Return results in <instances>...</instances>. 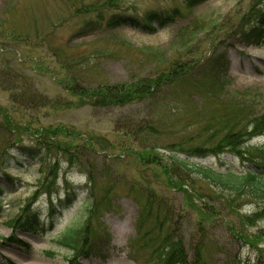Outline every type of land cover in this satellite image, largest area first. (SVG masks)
Listing matches in <instances>:
<instances>
[{"label":"rangeland","instance_id":"1","mask_svg":"<svg viewBox=\"0 0 264 264\" xmlns=\"http://www.w3.org/2000/svg\"><path fill=\"white\" fill-rule=\"evenodd\" d=\"M185 3L0 0V108L10 112L14 123L5 122L0 111V264H152L165 231L180 238L189 264H264V214L252 215L261 200L247 194L231 200L194 193L186 197L167 186L161 167L150 163V157L144 164L135 154L140 151L134 134L139 130L157 146L164 165L173 163L170 151L188 160L194 179L200 176L195 162L240 171L245 162L235 152L197 156L179 149L204 144L210 150L217 138L210 137L209 127L264 112V37L256 44L242 35L253 1L206 0L189 8ZM259 4L263 10L264 0ZM174 8L178 12L154 31L108 23L113 15H131L152 16L155 24L156 14ZM194 22L202 25L191 29ZM176 54L192 63L191 74L199 79L213 56H222L226 97L243 93L241 106L247 110L186 85L164 98L121 106L73 104L71 86L152 76ZM23 85L29 90L24 98ZM39 94L45 104L35 101ZM151 116L167 123L147 139L144 128ZM61 125L65 131L58 132L57 142L69 150L66 154L46 149L36 139L38 129ZM263 141L264 131L248 144ZM175 171H170L172 177ZM146 195L161 198L166 206L169 214L161 230L152 227V218L138 222ZM74 222L82 224L88 256L58 243L62 230Z\"/></svg>","mask_w":264,"mask_h":264},{"label":"trees","instance_id":"2","mask_svg":"<svg viewBox=\"0 0 264 264\" xmlns=\"http://www.w3.org/2000/svg\"><path fill=\"white\" fill-rule=\"evenodd\" d=\"M206 0H185V7L189 8L194 4L200 3ZM253 3L248 8V14L246 18L248 24L242 30V35L258 44L263 39L264 35V9H260V0H252ZM178 12L176 8L172 9L167 14H156L155 18L157 22L152 23V16H148L143 19L133 18L131 15H113L109 20L110 25H122L130 24L133 26H139L143 30H155L156 26H162L165 24L167 19H170L173 15ZM167 15V16H164ZM141 22V23H139ZM202 25L200 22H194L191 25V29H195ZM191 32V31H190ZM180 56L175 55L169 60H166L162 65L157 66L156 73L152 76H135L134 78L123 82L122 84H99L96 87H85L80 88L76 86H71L70 92L74 95V105L83 106H115V105H126L131 102H136L142 99H153L157 95L165 96V93L171 91L173 88L186 85L187 89L198 90L202 93L211 91L213 96L219 97L224 100H232L230 106L235 109H244L241 106L243 93L238 91L235 95H231L233 99H228L225 93V74L224 69L226 64L222 56L214 55L212 61H209V66L207 68H202L203 74L198 76L199 79L191 74L190 67L192 63L187 61H180ZM202 59V58H200ZM211 60V59H210ZM208 75V76H207ZM193 78L196 79L195 86H193ZM206 79V80H203ZM191 82V86L190 85ZM19 84V83H18ZM16 84L14 88H20ZM21 96L24 98L28 96V88L24 85L21 88ZM14 97V92L12 93ZM42 95L39 94L35 99L39 100L41 104H45L44 99L41 98ZM244 99V98H243ZM174 103L177 102L175 99ZM234 101V102H233ZM244 110H247L244 109ZM1 114L5 122L12 123L11 114L6 109H1ZM241 111V110H240ZM151 123L147 124L144 128L148 132V138L154 134L157 127L163 126L167 123V120H163L160 124L162 118L159 116H151ZM210 137H216L217 139L212 142V146L208 150L204 144H199L197 147H193L192 150H186L180 148V151H192L191 154L197 156H204L207 154L219 156L222 152H235L240 154L244 163V167L240 171L227 168L224 170H217L209 165L194 163L195 172L199 173V177L195 179L189 175L192 170L190 168V162L185 158L177 155L175 152H167V155L173 163L169 165H164L162 163V157L156 150L153 143L150 145L143 136L146 137L147 133L144 131L136 130L134 133L136 139L141 142L140 151L135 153L137 158L142 161V163L147 164L146 159L150 157L149 162L158 164L166 178L168 179L167 186L173 187L174 189L183 192L184 196L188 197L192 193L198 194L200 197L215 198L222 197L227 200L238 199L237 196L241 194H247L253 198L259 199L263 202L260 210H257L252 215L261 216L264 214V143L261 145L248 144L251 137L261 134L264 131V112L249 117L246 121L243 115H239L231 120H226L220 128H211ZM65 131L61 126L57 127H46L38 129L36 139L46 149H61L64 153H68L67 148H63L60 142H57L58 132ZM145 139L143 142L142 140ZM155 144H157L155 142ZM181 145V143L179 144ZM165 148V147H164ZM242 148V149H239ZM179 152V151H178ZM175 169L173 177L171 175V170ZM196 179L201 181L202 185H198ZM90 175H87V182H91ZM93 193H91L88 201L89 205L87 208L88 215L91 213V204L93 202ZM143 207L140 210L138 216V222L143 220V217L152 218L155 227L161 230L165 217L168 213L166 206L161 202V198H152V196H147L142 203ZM251 215L248 217L250 218ZM81 223L74 222V224L65 227L59 238L58 243L64 245L72 250V252L78 254H84L88 256L89 252H85L86 243L82 241L85 235H81ZM264 237V232H263ZM189 264L187 252L178 237H169L167 232H164V236H160L157 243V248L155 250V258L152 264Z\"/></svg>","mask_w":264,"mask_h":264}]
</instances>
